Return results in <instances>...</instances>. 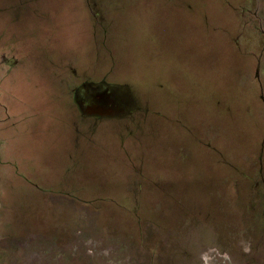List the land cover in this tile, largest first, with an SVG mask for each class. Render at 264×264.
Wrapping results in <instances>:
<instances>
[{"label": "rangeland", "instance_id": "obj_1", "mask_svg": "<svg viewBox=\"0 0 264 264\" xmlns=\"http://www.w3.org/2000/svg\"><path fill=\"white\" fill-rule=\"evenodd\" d=\"M0 264H264V0H0Z\"/></svg>", "mask_w": 264, "mask_h": 264}, {"label": "water", "instance_id": "obj_2", "mask_svg": "<svg viewBox=\"0 0 264 264\" xmlns=\"http://www.w3.org/2000/svg\"><path fill=\"white\" fill-rule=\"evenodd\" d=\"M113 91H114V95H113V96H115V97H116V94H118V95H117L118 97H121L122 93L125 92V91H123V88H122V89L117 88V89H114ZM115 92H116V94H115ZM92 97H93V98H94V97H97L96 99H97L98 101L101 100L100 96H98V95H97V96H96V95H93ZM101 97H102V96H101ZM123 98H124V97H123ZM124 99H126V97H125ZM113 101H114V100H113ZM114 103H115V101H114Z\"/></svg>", "mask_w": 264, "mask_h": 264}, {"label": "trees", "instance_id": "obj_3", "mask_svg": "<svg viewBox=\"0 0 264 264\" xmlns=\"http://www.w3.org/2000/svg\"><path fill=\"white\" fill-rule=\"evenodd\" d=\"M127 89H129L128 91L130 92L129 94H130V97L133 99V97H132V94H131V92H132V90H131V88H128L127 87ZM126 100V99H125ZM127 102H130L129 100H126Z\"/></svg>", "mask_w": 264, "mask_h": 264}]
</instances>
